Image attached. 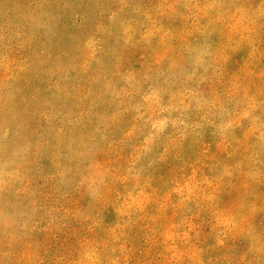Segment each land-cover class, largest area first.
Instances as JSON below:
<instances>
[{"label":"rangeland","instance_id":"374dc122","mask_svg":"<svg viewBox=\"0 0 264 264\" xmlns=\"http://www.w3.org/2000/svg\"><path fill=\"white\" fill-rule=\"evenodd\" d=\"M0 264H264V0H0Z\"/></svg>","mask_w":264,"mask_h":264}]
</instances>
